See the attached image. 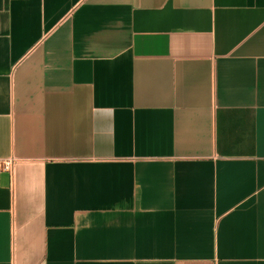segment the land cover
Here are the masks:
<instances>
[{"label":"crops","instance_id":"obj_1","mask_svg":"<svg viewBox=\"0 0 264 264\" xmlns=\"http://www.w3.org/2000/svg\"><path fill=\"white\" fill-rule=\"evenodd\" d=\"M0 264H264V0H0Z\"/></svg>","mask_w":264,"mask_h":264},{"label":"built area","instance_id":"obj_2","mask_svg":"<svg viewBox=\"0 0 264 264\" xmlns=\"http://www.w3.org/2000/svg\"><path fill=\"white\" fill-rule=\"evenodd\" d=\"M13 167H14V161L13 160H7L5 162L4 168L10 172H13Z\"/></svg>","mask_w":264,"mask_h":264}]
</instances>
